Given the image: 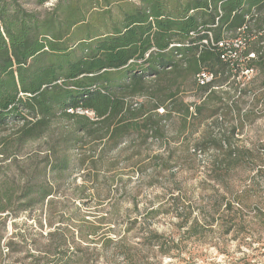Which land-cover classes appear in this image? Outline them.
Returning <instances> with one entry per match:
<instances>
[{
    "label": "trees",
    "instance_id": "obj_1",
    "mask_svg": "<svg viewBox=\"0 0 264 264\" xmlns=\"http://www.w3.org/2000/svg\"><path fill=\"white\" fill-rule=\"evenodd\" d=\"M239 37L246 49L222 59L227 51L218 43ZM250 69L264 75V0H0V220L38 207L40 228L51 229L41 233L48 244L29 254L38 263L96 264L90 251L111 246L130 259L126 236L138 219L115 237L116 225L100 233L78 219V207L66 220L63 188L79 172L77 192L96 191L98 169L115 164L109 153L132 138L169 143L174 132L186 135L187 153L206 156L214 212L233 211L230 228L239 230L253 207L247 220L264 229V144L234 142L251 117L242 105L264 106L255 81L242 76ZM203 71L214 76L205 85L197 79ZM186 91L198 101L186 103ZM249 172L240 188L237 176ZM189 208L182 206L179 226L195 235L201 220ZM141 225V247L169 244Z\"/></svg>",
    "mask_w": 264,
    "mask_h": 264
},
{
    "label": "rangeland",
    "instance_id": "obj_2",
    "mask_svg": "<svg viewBox=\"0 0 264 264\" xmlns=\"http://www.w3.org/2000/svg\"><path fill=\"white\" fill-rule=\"evenodd\" d=\"M243 43L241 52L246 49L244 39ZM241 73L246 81H255L253 85H257V93L264 94V75L258 72L246 75L244 70ZM182 98L186 103H193L198 101V94L186 91L182 93ZM249 104L250 101L243 104L242 109L252 111L250 121L237 131L234 142L247 148H258L264 144V106L259 104L253 108ZM180 123V116L174 115L173 128L179 127ZM232 123H236V120ZM173 133L169 134L172 139L169 143L163 144L153 139L143 142L138 137L128 140L119 151L109 153L108 157H114L112 161L115 164L98 169L102 182V185H96L98 191L88 189L84 194L77 192L75 186L82 183L79 172L73 173L70 178L71 181L75 179V183H68L63 188L58 204L64 208L66 220L78 207V219L87 217L99 227L100 233L108 232V225H116V232L110 233L112 237L122 235L128 223L134 219L139 221L134 231L126 236L128 245L132 247L130 259L118 255L112 246L100 252L90 251V259L96 264H264V229L258 220L251 224L247 220L249 215L256 213L255 208L244 211L243 214L247 216L244 228L232 230L230 215L233 211L226 212L224 207L217 213L213 210L214 185L206 184L208 179L203 168L206 156L187 153L183 146L186 135L178 137ZM1 135L5 137V132ZM197 137L195 134L188 140L193 142ZM23 157L22 153L18 158ZM1 165L5 169V162ZM254 174L240 173L237 185L242 188L250 184V176ZM91 193L94 195L89 196ZM83 196L87 198L82 199ZM20 203L13 202L15 205ZM182 206L190 207L193 217L201 220L195 235L188 234L187 228L179 226L181 218L178 215L183 212ZM152 211H158L153 218L149 214ZM40 218V211L36 207L33 211L19 213L18 217L9 219L6 224L0 220V264H44L47 261L43 259L38 263L29 257L30 253H35L36 247L48 244L41 233L51 229L45 222L41 229L38 224ZM143 223L151 225L164 236L161 241L166 240L169 244L162 250L158 246L141 247ZM12 241V250L9 251L6 245ZM98 246H101V242ZM136 248L142 252L138 250L137 254Z\"/></svg>",
    "mask_w": 264,
    "mask_h": 264
},
{
    "label": "built area",
    "instance_id": "obj_3",
    "mask_svg": "<svg viewBox=\"0 0 264 264\" xmlns=\"http://www.w3.org/2000/svg\"><path fill=\"white\" fill-rule=\"evenodd\" d=\"M242 30H239L241 32ZM178 46V45H172L171 47ZM219 48H222L227 51L226 55L222 56V59L225 61L229 59H236L238 57V54L241 52L242 48L244 47L243 43V38L239 37L236 39H229V40H224L218 43ZM254 55L251 54L250 58H253ZM254 73V70H245L246 75H251ZM198 81L200 84L205 85L207 83H210L213 79L214 76L213 74L203 71L201 74L198 75ZM162 110V109H161ZM163 111V110H162Z\"/></svg>",
    "mask_w": 264,
    "mask_h": 264
}]
</instances>
